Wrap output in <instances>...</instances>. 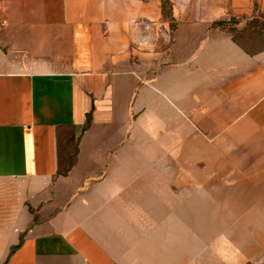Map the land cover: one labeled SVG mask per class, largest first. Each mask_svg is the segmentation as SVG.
Returning a JSON list of instances; mask_svg holds the SVG:
<instances>
[{
	"label": "crops",
	"instance_id": "crops-1",
	"mask_svg": "<svg viewBox=\"0 0 264 264\" xmlns=\"http://www.w3.org/2000/svg\"><path fill=\"white\" fill-rule=\"evenodd\" d=\"M171 1L0 0V264L264 251V46L213 27L264 0Z\"/></svg>",
	"mask_w": 264,
	"mask_h": 264
},
{
	"label": "trees",
	"instance_id": "trees-1",
	"mask_svg": "<svg viewBox=\"0 0 264 264\" xmlns=\"http://www.w3.org/2000/svg\"><path fill=\"white\" fill-rule=\"evenodd\" d=\"M163 19L170 24L172 30L175 28L176 19L173 13V7L171 18L169 20H166L163 16ZM238 20H240V18H237L236 16H231L229 20L217 22L213 25V27L232 33L234 40L247 50H260L261 47H257L256 43L253 42L261 40L262 42H264V18L253 17L243 28L238 27Z\"/></svg>",
	"mask_w": 264,
	"mask_h": 264
},
{
	"label": "rangeland",
	"instance_id": "rangeland-1",
	"mask_svg": "<svg viewBox=\"0 0 264 264\" xmlns=\"http://www.w3.org/2000/svg\"><path fill=\"white\" fill-rule=\"evenodd\" d=\"M161 1V9L163 10V16L166 20H169L172 16V7L173 2L171 0H160ZM254 9L255 11H260L258 8L257 0H254ZM253 17H262L264 18V12H260L258 15H254ZM248 24V21L242 22L241 20H238V27L243 28L245 25ZM253 43H256L257 47H261L264 45V42L261 41H254ZM249 227L252 229V235L254 237L253 240H256L258 236L264 237V216L263 215H253L251 218H249ZM255 243V242H253ZM240 245H242L241 242H239ZM244 264H264V251L260 253L255 258H251L249 261H246Z\"/></svg>",
	"mask_w": 264,
	"mask_h": 264
},
{
	"label": "built area",
	"instance_id": "built-area-1",
	"mask_svg": "<svg viewBox=\"0 0 264 264\" xmlns=\"http://www.w3.org/2000/svg\"><path fill=\"white\" fill-rule=\"evenodd\" d=\"M143 28V33H149V34H154L156 36L157 33H161V27L153 22L145 23V24H140ZM7 27V21L6 18L4 17L3 12L0 10V36L3 33V31ZM163 33V32H162ZM168 36H170V33H167ZM147 42V38H144Z\"/></svg>",
	"mask_w": 264,
	"mask_h": 264
}]
</instances>
